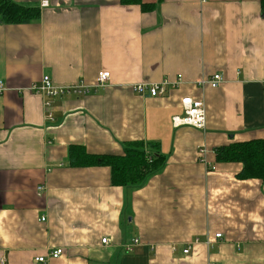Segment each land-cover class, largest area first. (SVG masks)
Segmentation results:
<instances>
[{"label": "crops", "instance_id": "0c3cea01", "mask_svg": "<svg viewBox=\"0 0 264 264\" xmlns=\"http://www.w3.org/2000/svg\"><path fill=\"white\" fill-rule=\"evenodd\" d=\"M11 1L40 17L0 23V264H264V182L237 179L242 165L214 154L264 138L260 0H142L150 11L119 0ZM100 72L110 78L97 86ZM214 74L217 88L199 85ZM43 76L89 92L45 108L29 91ZM163 82L165 97L133 91ZM183 97L204 103L203 131L172 126ZM132 142L166 158L135 190L113 187L108 167L68 166L70 146L121 156ZM56 249L60 257H46Z\"/></svg>", "mask_w": 264, "mask_h": 264}, {"label": "trees", "instance_id": "16d2710c", "mask_svg": "<svg viewBox=\"0 0 264 264\" xmlns=\"http://www.w3.org/2000/svg\"><path fill=\"white\" fill-rule=\"evenodd\" d=\"M121 5H139L142 10L150 11L152 6L142 0H119ZM260 9L264 15V0H260ZM40 17L38 8L0 0V23L5 25L28 24ZM121 156L89 155L80 146L68 148L69 167H108L110 183L113 187L135 190L142 187L149 178L160 173L166 158L157 145L132 142L123 145ZM217 163H239V180L257 179L264 182V138L243 143H234L214 150Z\"/></svg>", "mask_w": 264, "mask_h": 264}, {"label": "built area", "instance_id": "2783aa9c", "mask_svg": "<svg viewBox=\"0 0 264 264\" xmlns=\"http://www.w3.org/2000/svg\"><path fill=\"white\" fill-rule=\"evenodd\" d=\"M41 7H46L47 2L42 1L40 4ZM110 78V74L108 72H100L97 74L96 85L102 86L105 84ZM180 81V77H178L177 82ZM222 81V77L219 74H214L210 78L203 79L199 82L200 86L208 85L209 87L215 89L219 86ZM174 83V84H177ZM168 83L163 82L160 84L146 85V84H138L133 87V91L136 95L141 97H154L160 98L165 97L168 93L167 89ZM29 91L33 95H39L43 99V105L45 108L50 107L51 101L57 97H61L67 94H73L77 97L84 96L88 94L89 90L86 86L83 85H75L73 87H56L52 84L51 80L47 76H43L39 83H33ZM4 92V85L0 81V98L2 93ZM180 108L181 113L175 115L171 118L172 126L174 128L179 127H192L197 130L203 131L205 128V106L201 100H196L191 97H183L180 100ZM51 118V115L48 116V119ZM203 152V151H201ZM39 191H42V188L39 187ZM220 234L215 235V238H220ZM107 240H101L102 244H106ZM139 245V241L137 239H132L130 243L125 247L127 252H132L134 248ZM190 248H187L183 251V254H188ZM62 254L60 249H56L50 251L46 257L51 259H57ZM46 257H38L35 259L37 263H44L46 261Z\"/></svg>", "mask_w": 264, "mask_h": 264}]
</instances>
